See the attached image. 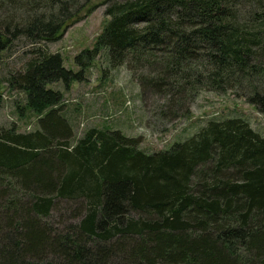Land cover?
Listing matches in <instances>:
<instances>
[{
	"label": "trees",
	"instance_id": "obj_1",
	"mask_svg": "<svg viewBox=\"0 0 264 264\" xmlns=\"http://www.w3.org/2000/svg\"><path fill=\"white\" fill-rule=\"evenodd\" d=\"M87 1L0 0V58L19 38L55 40ZM105 15L79 70L38 48L7 76L36 126L0 130V264H264V136L248 121L210 119L145 153L119 129L75 137L50 86L102 50L170 119L202 89L264 113V0H110Z\"/></svg>",
	"mask_w": 264,
	"mask_h": 264
},
{
	"label": "rangeland",
	"instance_id": "obj_2",
	"mask_svg": "<svg viewBox=\"0 0 264 264\" xmlns=\"http://www.w3.org/2000/svg\"><path fill=\"white\" fill-rule=\"evenodd\" d=\"M109 1L89 0L81 4L53 41L32 44L19 38L2 53L0 130L15 125L18 131L28 132L36 126V115L25 106L24 94L8 86V74L23 68L38 48L58 52L66 68L79 70L76 56L95 46L108 18L105 8ZM50 86L63 93L60 107L72 122L75 137L91 127L119 129L129 137H140L139 148L152 153L187 138L210 119L227 116L244 118L264 136V113L231 90L223 93L199 90L190 104L189 115L170 119L168 113L163 115L160 110L164 108V98L152 93L141 96L136 77L125 65L111 67L102 50L89 62L81 80L72 81L68 87L60 81Z\"/></svg>",
	"mask_w": 264,
	"mask_h": 264
}]
</instances>
